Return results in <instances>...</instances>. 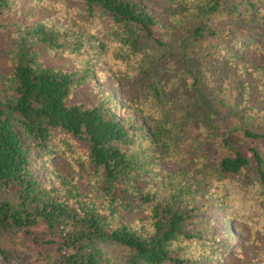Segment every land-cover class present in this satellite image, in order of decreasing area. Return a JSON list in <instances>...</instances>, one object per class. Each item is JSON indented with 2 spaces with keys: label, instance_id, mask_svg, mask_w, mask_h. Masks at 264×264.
<instances>
[{
  "label": "trees",
  "instance_id": "obj_1",
  "mask_svg": "<svg viewBox=\"0 0 264 264\" xmlns=\"http://www.w3.org/2000/svg\"><path fill=\"white\" fill-rule=\"evenodd\" d=\"M150 1L30 0L49 15L29 21L13 18L24 0H0V264H264V112L251 100L264 94V0H160L161 14ZM85 86L95 101H73ZM59 157L88 169L100 198L75 175L38 176ZM157 162L175 168L141 191L137 171Z\"/></svg>",
  "mask_w": 264,
  "mask_h": 264
},
{
  "label": "rangeland",
  "instance_id": "obj_2",
  "mask_svg": "<svg viewBox=\"0 0 264 264\" xmlns=\"http://www.w3.org/2000/svg\"><path fill=\"white\" fill-rule=\"evenodd\" d=\"M30 0H24V4L27 5L25 9L22 7L19 8V10L22 11V13L13 18H20L22 20L26 19L29 21H34L41 19L45 16H48L49 13L45 8H36L33 9V6L29 3ZM72 4H74L73 1H70ZM149 8L153 10L154 12L161 14L164 9V3L160 0H151L147 3ZM30 5V6H29ZM30 16V17H29ZM29 17V18H28ZM28 18V19H27ZM9 37L8 33L0 34V63L3 67L6 68V58L4 54V50H8L10 48V43L6 40ZM44 62L47 65L58 67V68H65L70 69L73 67V64L71 63V60L69 58H64L61 56V54L58 53H52L47 54L43 53ZM105 89L116 93L119 97V101H123L126 97V90L124 88H118L115 89L110 81L101 82ZM73 101H83L88 103H93L95 101V93H93L89 86L78 88L74 92V96L72 97ZM251 100L252 104L256 105L259 109H261L264 112V94L261 93V90L258 87H254L253 93L251 94ZM119 115L123 119L127 118H136V115L131 113L129 110L122 108L119 111ZM73 142L76 146V148L81 152H86L87 145L73 139ZM39 164L36 168V173L39 177L43 179L44 182H48L50 179L51 173H54V169H56L58 172H61L64 176H70L75 175L76 176V184L79 190L83 193L91 194L93 196H99V190H95V178L92 177L89 174L88 169H82L79 173L75 172L72 168V166L69 164V160L64 157H59L58 159L53 160V167H48L45 164ZM147 165V164H146ZM153 168L150 170V172L147 171H141L138 170V176H137V182L136 185L138 188L145 192L149 187H155L159 181L163 177L168 176L169 173H172L175 166L173 163H167V162H157L153 163ZM49 183V182H48ZM53 184V182H50ZM100 198V196H99ZM211 199L208 200V203L210 204ZM207 212L205 213L206 218L211 221V225H213L216 230V232L221 233L222 227L224 226V214L218 209L216 205L210 204L206 206ZM142 214L137 213H127L124 212L122 215V220L133 222L137 219L142 218ZM234 225H236L235 222H233ZM245 230V229H244ZM232 231L236 237L237 243L240 245H243V238L238 235L237 231L235 230V226H232ZM245 232L248 234L247 230ZM238 252L230 253L224 262L226 261H234L235 263L240 261ZM244 257H248V250L244 252Z\"/></svg>",
  "mask_w": 264,
  "mask_h": 264
}]
</instances>
